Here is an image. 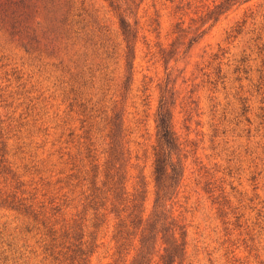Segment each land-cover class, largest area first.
Instances as JSON below:
<instances>
[{
	"label": "rangeland",
	"instance_id": "rangeland-1",
	"mask_svg": "<svg viewBox=\"0 0 264 264\" xmlns=\"http://www.w3.org/2000/svg\"><path fill=\"white\" fill-rule=\"evenodd\" d=\"M224 1L137 0L134 16L105 0H40L29 22L0 17V264L69 263L52 227L66 247L84 236L82 264H134L140 231L117 242L102 188L109 122L123 124L124 189L146 219L163 91L182 178L150 264H264V0ZM124 16L138 31L129 69Z\"/></svg>",
	"mask_w": 264,
	"mask_h": 264
},
{
	"label": "trees",
	"instance_id": "trees-1",
	"mask_svg": "<svg viewBox=\"0 0 264 264\" xmlns=\"http://www.w3.org/2000/svg\"><path fill=\"white\" fill-rule=\"evenodd\" d=\"M39 1L40 0H0V17L17 21L18 18L25 16V19L29 22L32 19L31 15L36 11V3ZM105 1L108 2L109 6L117 12L122 10L123 6H126L125 11L134 16H136L134 13L135 8L139 9L140 7L137 0ZM230 1L233 0H225L224 2ZM216 8H220V5L216 6ZM127 17L128 16H124L120 21L122 36L126 43V60L127 68L129 69V59L134 52L135 41L138 38V31L131 25ZM39 26L44 33L45 30L43 26H41V24ZM44 34H46V32ZM165 93L166 92L163 91L160 107L157 113L158 142L154 148V181L156 187L155 209L153 214L146 219H144V211L141 209V204L138 198V196L140 197V193L137 197L133 196V198L129 200L124 189V178L121 165L126 157V152L123 146V124L118 115H115L113 120L109 122L108 137L110 140V150L108 159L104 164L103 173L105 181L103 182L102 188L107 194L112 196L111 213H114L120 219L116 227L117 242L125 240V235L129 234V230H133L135 237L138 236L140 231L139 253L134 264L151 263L150 260H148V256L152 255L150 250L153 248V244H155L158 227L162 224H169L167 221L170 217L166 211L168 199H171V196L176 192L182 178V171L178 164L172 161V153L178 150V144L171 124V113H169V110L166 107ZM118 163L120 164L119 166H117ZM97 169L98 167L94 166L93 171L97 172ZM96 177L97 175H95V178ZM93 183L95 185V182ZM96 189L97 188H95L93 196H95V193L99 190ZM12 199L13 200L10 203L8 199H4L3 203H9V207L13 210L22 212L25 215H32V217L38 221V213H35L36 211L33 209V205L26 206L22 199L17 200L15 197ZM126 203L131 204L132 210L125 218H121V216L124 217V214L127 212L126 209L128 206L126 205L123 211H121L119 207ZM47 235L50 236L51 244L54 248L67 249L65 253L62 254V251L59 253V256L64 257V260L62 261L63 263L70 261L67 264H73L72 261L77 260L80 262L79 264H82L81 262L85 259L84 256L86 255V249H83V246L87 245L88 247V242H84V236L78 238L81 241L79 244L72 243L70 246L66 247L67 240L70 237V234L67 231H64L59 235L58 231L54 230L52 227L48 229ZM164 251L168 252L166 248H164ZM165 258L166 255H161V261H163V263H165Z\"/></svg>",
	"mask_w": 264,
	"mask_h": 264
}]
</instances>
